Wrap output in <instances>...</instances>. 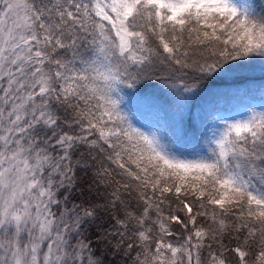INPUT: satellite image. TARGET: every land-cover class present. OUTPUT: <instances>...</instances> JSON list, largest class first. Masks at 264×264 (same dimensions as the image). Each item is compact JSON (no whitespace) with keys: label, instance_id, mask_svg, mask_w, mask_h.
<instances>
[{"label":"snow or ice","instance_id":"6c2138e0","mask_svg":"<svg viewBox=\"0 0 264 264\" xmlns=\"http://www.w3.org/2000/svg\"><path fill=\"white\" fill-rule=\"evenodd\" d=\"M257 66L264 0H0V264H264Z\"/></svg>","mask_w":264,"mask_h":264},{"label":"trees","instance_id":"16d2710c","mask_svg":"<svg viewBox=\"0 0 264 264\" xmlns=\"http://www.w3.org/2000/svg\"><path fill=\"white\" fill-rule=\"evenodd\" d=\"M258 2V0H257ZM244 75L246 76H250L253 78V83L250 85H246V87H251L252 88V96L256 97L258 95V90L261 87L262 82H264V73H261L260 69H255L254 71H250V72H246L244 73ZM155 90L158 91V94L162 93V89H160L159 85H156ZM207 96H205L204 98H200V99H196L195 101H193L190 104V108H191V114L193 117H195L196 115L199 114L200 112V107L206 102ZM161 102L164 103L165 102V98L161 95ZM236 104H240V101L238 99H230V98H221L216 102V107L218 108L221 105H236ZM193 109L196 110V114H194L192 111ZM189 117V113L186 111L185 112V119H188Z\"/></svg>","mask_w":264,"mask_h":264},{"label":"rangeland","instance_id":"374dc122","mask_svg":"<svg viewBox=\"0 0 264 264\" xmlns=\"http://www.w3.org/2000/svg\"><path fill=\"white\" fill-rule=\"evenodd\" d=\"M256 69H259V67L257 66ZM250 102L253 103V104H256V105H258L260 103V92H259V90H258V95L255 97V99H252ZM239 107H240V104H236V105H232V106H230V105H221V106L218 107V109H219V113L218 114L220 116H224V117H227L229 115H234ZM192 112L194 114L197 113L195 109H193Z\"/></svg>","mask_w":264,"mask_h":264}]
</instances>
